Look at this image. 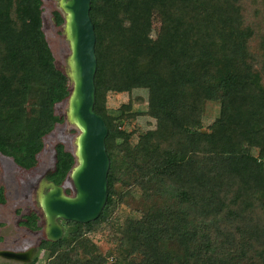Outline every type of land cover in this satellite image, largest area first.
Instances as JSON below:
<instances>
[{"label": "trees", "instance_id": "16d2710c", "mask_svg": "<svg viewBox=\"0 0 264 264\" xmlns=\"http://www.w3.org/2000/svg\"><path fill=\"white\" fill-rule=\"evenodd\" d=\"M41 6L0 0V156L24 171L64 122L55 107L69 95ZM52 17L63 23L58 11ZM89 17L94 112L108 129L107 202L95 221L64 223L60 242L41 240L44 264H264V0H91ZM135 90L146 101L132 100ZM109 93L147 102L154 128L132 143L123 129L131 101L113 116ZM206 103L218 113L204 127ZM54 153L47 179L62 185L75 160L61 144ZM132 190L142 208L125 225L116 216ZM22 218L42 228L36 212Z\"/></svg>", "mask_w": 264, "mask_h": 264}, {"label": "water", "instance_id": "95a60500", "mask_svg": "<svg viewBox=\"0 0 264 264\" xmlns=\"http://www.w3.org/2000/svg\"><path fill=\"white\" fill-rule=\"evenodd\" d=\"M57 1L58 13L63 20L57 27L61 29L69 49L66 70H61L69 82V95L62 102L66 105V112L60 117L77 134L74 151L64 148L75 160L64 180L71 184L73 194H66L64 182L56 185L47 181L46 177L53 169L40 179L36 189L37 204L44 222L42 240L51 243L64 238L63 223L87 224L100 216L107 202L110 167L105 146L108 129L104 120L94 112L97 60L95 33L89 17L91 0ZM37 249L0 250V258L7 262L30 263Z\"/></svg>", "mask_w": 264, "mask_h": 264}, {"label": "rangeland", "instance_id": "374dc122", "mask_svg": "<svg viewBox=\"0 0 264 264\" xmlns=\"http://www.w3.org/2000/svg\"><path fill=\"white\" fill-rule=\"evenodd\" d=\"M258 6V5H257ZM43 11V31L46 40L55 59V66L62 71L66 70V60L69 55L68 44L61 35V29L54 24L52 13L60 11L57 0H42ZM264 85V81H263ZM146 92L144 90H135L131 94L132 100L142 97L146 101ZM127 93L115 94L109 93L105 97L104 105L107 111L113 116L118 115L122 105L129 101L131 109L129 115L134 118L128 119L123 129L132 132L131 142L135 143L137 137L147 129L154 128V121L144 115L147 111V102L132 101ZM66 105L60 103L55 107V114L64 115ZM218 113V106L206 103L203 106V125H209ZM76 130L67 122L57 124L54 130L43 140V149L36 154V165L29 171H24L17 167L11 159L0 156V188L3 189L6 196V204L0 206V250L26 251L39 247L43 239V216L36 200V188L40 179L51 171L55 162L54 147L61 144L67 151H74V138ZM64 189L67 195H72L71 184L64 182ZM136 190H132L129 195L123 197L122 203L118 207L117 219L123 224L131 223L132 219L138 216V211L142 208V201ZM31 212H36L39 216L40 230L31 231L20 225L21 218ZM63 226L64 223H63ZM105 236V234H104ZM103 234L92 236L93 243L99 248L100 252L106 253L109 246L106 244ZM38 264H44V252H38ZM33 256V257H34ZM28 264L21 262H7L0 258V264Z\"/></svg>", "mask_w": 264, "mask_h": 264}, {"label": "flooded vegetation", "instance_id": "af4514ba", "mask_svg": "<svg viewBox=\"0 0 264 264\" xmlns=\"http://www.w3.org/2000/svg\"><path fill=\"white\" fill-rule=\"evenodd\" d=\"M57 2H58V1H57ZM46 179H47V177H46ZM47 181H48V182H51V181H49L48 179H47ZM54 184H55V183H54ZM36 189H37V188H36ZM36 200H37V198H36ZM5 204H6V203H5ZM5 204H4V205H5ZM0 206H1V205H0ZM31 213H32V212H31ZM31 213H29L28 215H30ZM23 220H24V219L21 218V221H23ZM20 225H22V224H20ZM22 226H23V225H22ZM24 227H25V226H24ZM32 259H33V258H32Z\"/></svg>", "mask_w": 264, "mask_h": 264}]
</instances>
